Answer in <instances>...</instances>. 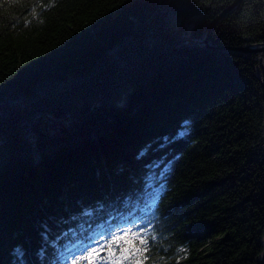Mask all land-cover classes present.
Segmentation results:
<instances>
[{"label": "trees", "instance_id": "16d2710c", "mask_svg": "<svg viewBox=\"0 0 264 264\" xmlns=\"http://www.w3.org/2000/svg\"><path fill=\"white\" fill-rule=\"evenodd\" d=\"M236 1L0 0V264L132 218L148 264H264V0Z\"/></svg>", "mask_w": 264, "mask_h": 264}, {"label": "snow or ice", "instance_id": "6c2138e0", "mask_svg": "<svg viewBox=\"0 0 264 264\" xmlns=\"http://www.w3.org/2000/svg\"><path fill=\"white\" fill-rule=\"evenodd\" d=\"M155 239L146 224L132 218L113 221L99 233L90 228L66 230L63 243H53L64 249V264H148Z\"/></svg>", "mask_w": 264, "mask_h": 264}, {"label": "water", "instance_id": "95a60500", "mask_svg": "<svg viewBox=\"0 0 264 264\" xmlns=\"http://www.w3.org/2000/svg\"><path fill=\"white\" fill-rule=\"evenodd\" d=\"M239 2V0H237L235 3H238ZM204 44H206V38L204 39ZM255 49L254 48H252V49H243V50H239V51H241V52H246V51H254ZM257 50H260V51H262V50H264V48H261V49H257Z\"/></svg>", "mask_w": 264, "mask_h": 264}]
</instances>
